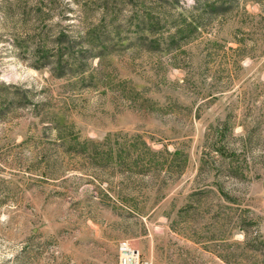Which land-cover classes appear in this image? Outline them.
Listing matches in <instances>:
<instances>
[{
	"label": "rangeland",
	"instance_id": "1",
	"mask_svg": "<svg viewBox=\"0 0 264 264\" xmlns=\"http://www.w3.org/2000/svg\"><path fill=\"white\" fill-rule=\"evenodd\" d=\"M114 1L120 45L82 81L31 52L94 6L0 0V264H117L119 242L142 264H264V0H208L200 27L205 0ZM141 2L167 21L128 29ZM180 19L196 30L169 41Z\"/></svg>",
	"mask_w": 264,
	"mask_h": 264
},
{
	"label": "trees",
	"instance_id": "2",
	"mask_svg": "<svg viewBox=\"0 0 264 264\" xmlns=\"http://www.w3.org/2000/svg\"><path fill=\"white\" fill-rule=\"evenodd\" d=\"M77 5H81V13L83 21L87 19V10L94 6L99 13L97 23L86 27L82 34L78 36L76 41H66L64 32L60 31L56 34L55 40L51 43V50L47 47L46 35L42 32H38L35 36L38 42L33 48L35 60L42 61V65H46L48 57H50L51 72L55 76L64 75L65 73L71 75H80V79L83 81L86 77H82L84 70V58H97L102 60L106 55L113 52L115 47L120 45L121 29L118 24L119 12L117 1L107 2V0H72ZM50 6L53 2H48ZM214 4H211L208 0L199 2L197 9H199V27L201 18H204L205 13L214 10ZM36 21L41 20V11L37 9L32 12ZM21 18H26L30 15V12L22 9L20 10ZM167 21L166 15L160 10H148L141 2L137 8L134 9V16L127 21L128 29L134 31H142L147 29L149 32L154 31L160 23L164 24ZM194 20L180 19L177 24L174 25L176 32L168 36V40L174 39V36L188 35L196 30L194 26ZM158 25V26H157ZM157 26V27H156ZM179 37V36H178Z\"/></svg>",
	"mask_w": 264,
	"mask_h": 264
},
{
	"label": "built area",
	"instance_id": "3",
	"mask_svg": "<svg viewBox=\"0 0 264 264\" xmlns=\"http://www.w3.org/2000/svg\"><path fill=\"white\" fill-rule=\"evenodd\" d=\"M117 264H142L139 261L138 252L126 242L117 245Z\"/></svg>",
	"mask_w": 264,
	"mask_h": 264
}]
</instances>
